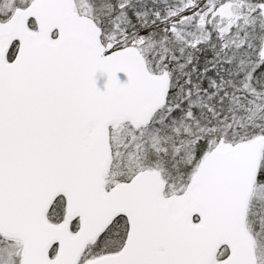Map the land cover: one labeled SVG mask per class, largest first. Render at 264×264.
I'll return each mask as SVG.
<instances>
[{"label":"snow or ice","instance_id":"1","mask_svg":"<svg viewBox=\"0 0 264 264\" xmlns=\"http://www.w3.org/2000/svg\"><path fill=\"white\" fill-rule=\"evenodd\" d=\"M0 264H264V0H0Z\"/></svg>","mask_w":264,"mask_h":264}]
</instances>
